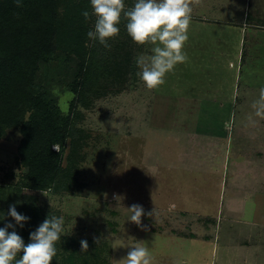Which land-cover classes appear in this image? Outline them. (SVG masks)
Instances as JSON below:
<instances>
[{
    "label": "rangeland",
    "instance_id": "1",
    "mask_svg": "<svg viewBox=\"0 0 264 264\" xmlns=\"http://www.w3.org/2000/svg\"><path fill=\"white\" fill-rule=\"evenodd\" d=\"M62 1L60 11L64 17L67 12L92 13L90 0ZM135 2L136 0H125L126 9H131ZM218 2L219 0H190L191 15L197 14L199 6H212ZM256 3L264 8V0H258L254 4ZM95 19L94 15L89 18L90 30L94 28ZM126 24L127 19L122 16L120 32L109 40L108 48L98 41L87 39L86 46L92 50L87 56L91 60H97L96 71H99V77L102 76L99 81H95L98 80L97 75L93 77L88 89L83 90L84 94L80 96L75 92L74 85L81 72L83 57L76 51L69 54L68 45L71 43L63 41L52 61L41 64L37 87L42 89L41 94L47 101L58 106L60 116L67 121L74 134H68L61 159V166L65 170L74 171L75 165L70 155L78 163L74 186L66 191H58L53 186L44 191L26 188L25 185L29 186V168L23 163L19 152L25 129L10 127L0 138V198L15 196L14 193L19 192L16 190L24 186L20 198L32 199L35 207L31 210L36 208L40 212L39 217L45 220L47 216H64L65 235L56 242L59 252L50 263L57 260L60 264H72L74 258V264H77L76 255L82 252L89 254L82 255L83 257L80 255L87 262L85 264H126L128 251L138 245L148 248L151 264H243L240 261L244 256L236 257L233 253L236 252V247L245 244L242 247L247 246L250 251L246 254L248 258L244 264H264V206L259 209L260 216H255L254 222L251 209L256 203L255 195L258 194H255V190V193L246 190L244 194V191H238V186L241 190L244 186L248 190L255 188L260 191L264 187L261 181L264 173L260 171L264 170V165L261 166L259 160L264 156V100L261 98L264 93V62L254 65L255 71L251 72L257 75L259 71L260 75L253 77L250 85L240 82L233 88L238 91V102L208 104L212 106L211 110L207 104H200L201 117H192V121L196 122L194 126L203 136L207 135V131L218 129V132L212 131L214 138L202 137L203 141L210 140V143L208 141L201 146L207 150H202V153L195 151L196 156L190 151L188 156L186 151L191 145L189 138L186 140L181 131L179 134L178 130L172 128L169 120H164L169 126L163 122L158 126L152 124L153 120L157 121L155 115L150 117L153 109L159 107L161 111L162 107L166 114L168 111L164 110L166 104L154 105L151 102L159 101L158 96H149L152 89L149 90L138 76L140 68L136 63L137 57L150 56L145 48L142 49L132 40ZM71 48L76 49V46L72 45ZM179 71L175 69L170 75H178ZM93 81L96 84L92 85ZM170 82L165 81L154 90L166 88L167 84L171 87ZM32 113L33 110L26 111L25 122L29 121ZM214 114L217 119L210 117ZM224 116L227 119H223ZM237 130L245 132V135L237 134ZM228 134L232 138L238 135L239 150L236 151L234 139L233 148L228 149L226 157V150L221 148V144L223 137H228ZM185 147L187 149L184 151ZM60 149V144L52 145V150ZM235 152L239 155L238 159H243V163L238 164L239 174H236L240 178H231ZM207 155L209 158L205 157ZM175 156L178 158H174ZM182 158L187 159L189 166L194 168L191 172L188 168L189 173L185 174L187 177L181 174L185 170L180 166ZM203 158L213 162L214 167L224 159L229 162L220 208L219 201H216L217 189L214 187L209 191L210 195H207L206 178L215 177L218 190L223 188L222 183L219 184L214 173L205 172L209 169L206 164H197ZM157 171L182 182L181 189L184 190V197L188 198L182 200L181 206L178 199L168 197V188H173L174 179L171 177L168 179L170 182H165L159 179ZM254 171L262 176L257 179L260 183L255 182ZM234 178L236 182H232ZM233 196L236 199L247 197L245 203L235 202V209L239 210L240 206L245 208L241 218L238 216L235 220L225 213L230 209L228 202ZM259 198L264 205V193ZM133 204L142 205L145 210L146 215L142 217L144 227L128 220L131 212L127 207ZM0 208V219L4 217L0 227L7 220L14 223L13 218H7L9 208H4L3 202H0ZM218 209L221 210V215L212 214L217 213ZM197 210L203 214L191 213ZM149 212L152 213L147 215ZM244 220L247 223L254 222L256 226L252 227ZM28 225L25 224L18 234L28 233L31 230ZM218 235L225 241L226 249H221L222 245L218 244L214 248V239ZM189 236L195 237L196 243L193 242L194 239L187 238ZM82 239L88 241V252L81 251ZM98 253L99 256L96 257L95 254ZM21 255L18 253L16 259ZM67 258H72V261H65Z\"/></svg>",
    "mask_w": 264,
    "mask_h": 264
},
{
    "label": "trees",
    "instance_id": "2",
    "mask_svg": "<svg viewBox=\"0 0 264 264\" xmlns=\"http://www.w3.org/2000/svg\"><path fill=\"white\" fill-rule=\"evenodd\" d=\"M62 3V0H23V3L18 5L16 0H0V138L7 128L25 129L19 152L23 163L29 168V186L25 187L32 190L44 191L50 186L58 191L69 190L74 186L78 173V163L71 155L70 159L75 165L74 171L65 170L61 166L65 140L68 134H74L67 121L60 116L58 106L47 101L41 94L42 89L37 87L41 64L50 63L59 45L64 41L71 43L68 45L69 54L76 51L83 57L81 72L77 75L74 85L78 96L88 89L93 77L97 75L98 80L95 81H99L102 76L99 77L100 73L96 71L97 60H91L87 56L92 52L86 46L87 32L90 30L89 19L85 20L82 13L72 12H67L64 17L60 11ZM89 13L91 16V12ZM72 45L76 46V49H72ZM95 81L92 85L96 84ZM28 109L33 110V113L29 121L25 122L24 117ZM76 140L75 138V142ZM57 143L61 145L60 151L52 150V145ZM23 187L16 190L19 192H15V196H2L0 202L4 203V208L15 204L17 211L31 217L26 223L31 230L21 235L27 244L29 233L34 231L44 218L39 217L40 212H37L36 208L31 210L35 207L32 199L20 198L23 195ZM7 218L12 219L8 215ZM20 229L17 227L15 230L18 232ZM80 255L89 254L80 252L76 255V263H87ZM95 255L98 257L99 253ZM70 259L72 261V258L65 261ZM74 262L73 258L72 264ZM50 264L60 263L56 260Z\"/></svg>",
    "mask_w": 264,
    "mask_h": 264
},
{
    "label": "crops",
    "instance_id": "3",
    "mask_svg": "<svg viewBox=\"0 0 264 264\" xmlns=\"http://www.w3.org/2000/svg\"><path fill=\"white\" fill-rule=\"evenodd\" d=\"M256 1L258 0H219L217 4H213L212 6H209L208 4L202 5L203 7L199 6L198 10H196L197 14L191 15V21L188 29V40L185 42L183 48V51L186 53L187 60L184 63H178L175 66L174 70H180L178 75H170L171 72L166 74L165 81L166 83H169L172 80L170 82L172 83L170 84L171 87L169 86V84H167L166 88H158V90L152 89L149 93V96H158L157 99H159V101H151L154 105L166 104L164 110L168 111V114H166L165 112H163L162 107H160L161 111L159 110V107L156 110L153 109L152 115H150V117L152 118V116L155 115L157 121L153 120L152 124L156 126L160 125L161 122H163L164 125L167 126L171 124L170 126L172 128L183 133V136L186 140L188 137V141L191 144L188 148L189 150L186 151V154H188V156L190 151H192L195 155V151L202 153V150H207L206 147L204 149L201 148V146H203L208 141L210 143V140L203 141L204 138L202 137L214 138V133L218 132V129H216L217 132L215 130H212L214 133L212 131H207V135L203 136L202 133L198 132L199 129L197 130L196 126H194V123L196 124V122L192 121V117L199 116L198 119H200L201 117L200 115L202 112V107L200 106V104L208 105L214 103H236L239 101V95L238 91L236 89L233 90V88L236 87L240 82H243L246 86L248 84L250 85L249 82H252L254 80L253 77L260 75L259 71H257V75H255V73H252L255 71L253 70L255 64L258 63L259 65V63L264 62V8L263 6H259V4L257 3L254 4ZM253 4L255 8H253ZM139 45L142 49L145 48V50H147L149 56L153 54L152 48L154 47V45ZM174 78L176 80H174ZM208 106H210V108L208 107V109L211 110L212 106ZM210 117L215 119L218 118L215 117V114L211 115ZM224 118L225 116L223 117V119ZM164 120H169L170 124ZM181 132L179 134H181ZM237 134L245 135V132H240L237 130ZM237 134L236 138L230 137V134H228V137L226 138L223 137L224 139L222 140L221 148H225L226 157L228 155V149L233 148L234 139L236 151L239 150V146L237 143ZM262 140L264 141L263 138ZM194 143H197V145H194ZM186 149L187 148L185 147L184 151ZM262 151H264L263 143ZM233 156V168L231 170V173L233 175L231 174V178H233V176L235 178H240L239 176L237 177L236 174H239L238 164L243 163L241 162L243 159H238L239 155L236 154V152ZM205 157L209 158L208 155ZM174 158L177 159L178 157L175 156ZM225 159L222 160L219 165H216V167L213 166V162H210L206 158L205 160L204 158L200 159L197 162L198 165L206 164L209 169H207V171L205 172L214 173L215 176L219 179V184L222 183L223 188L221 189L219 185L220 190H218V186H216L218 185V182L216 183L215 177L208 176L206 178V192L209 193L207 195H210L209 191L214 189V187L215 189H217L215 194L216 201H219V208L222 204L221 198L223 196L224 183L228 175V173L226 174V171H228V166L230 167L229 162H227ZM259 160L261 161V166H263L264 156L260 157ZM189 165V161L182 158L180 166L185 168V170L181 173L184 177H187V175L185 174L189 173L188 168L190 172L193 168ZM260 171L264 173L263 169H260ZM157 174L159 175V179H163L165 182H168V179L172 177L167 176L165 173L160 174L158 171ZM253 174L255 175V182H258L259 180L257 179L259 177H262L258 174L257 171H254ZM172 178L174 179L175 185L173 186V188H168L169 186L167 187L169 190L168 197L178 199V204H180L181 206L182 200L188 197H184V190L181 189L182 182L176 177ZM235 178L232 180V182H236ZM261 181L262 183H264L263 178H261ZM237 182L239 183L241 181ZM238 189V191L240 192L244 191L242 192V194L247 191L254 192V190L256 191V193H254L258 194V196L255 195L256 203L253 205V208L251 206L254 219L255 216L257 217V215H259V209H262L264 206L263 203H261V199L259 198L262 193H264L262 192L264 191V187H262V191L255 188L252 190H250L249 188L248 190V188H245L244 186L243 190H241L239 186ZM241 198L242 197L236 199L235 196L231 197V199L229 198L228 205L230 209L225 213L231 216L232 220H235L238 216L241 218V216L243 215L245 208L242 209V206H240L239 210L234 208L236 201L245 203L247 197H243L242 199ZM220 211L221 210H219L217 213L212 214L221 215L222 212ZM191 213L203 214L199 213L198 210ZM244 221H246V224L252 225V227L256 226V224H254L255 219L254 222L248 221L249 223H247V220ZM187 238H192L194 240L196 239L192 236H189ZM214 241H216L213 244L214 248L215 244H218L222 245V247L220 246L221 249H226L224 247L225 241L221 240L219 235L216 239H214ZM193 242L196 243V240ZM210 242H212V240ZM243 245L245 244H242V246ZM233 246L236 247V245ZM242 246L239 245L238 247H236V252L233 254L236 257L240 255L244 256L243 260L246 259V261H240V263L244 264L247 263L248 256L246 254H248L250 249L248 251L247 246L246 248ZM214 250L216 251V249ZM214 250L212 253L213 255Z\"/></svg>",
    "mask_w": 264,
    "mask_h": 264
},
{
    "label": "clouds",
    "instance_id": "4",
    "mask_svg": "<svg viewBox=\"0 0 264 264\" xmlns=\"http://www.w3.org/2000/svg\"><path fill=\"white\" fill-rule=\"evenodd\" d=\"M90 2L91 15L96 19L94 28L87 32L89 40L98 41L106 48L110 47L109 40L119 34L123 16L127 19V32L134 42L154 45L150 57L139 56L136 59L140 68L138 76L147 88L154 89L164 84L166 74L173 71L178 63L187 60L183 48L188 40L191 21L190 0H136L131 9H126L125 0ZM16 3L21 5L23 0H16ZM82 15L85 20L90 18L88 11H84ZM261 98L264 100V93ZM127 208L131 212L128 220L144 227L142 217L146 213L143 206L133 204ZM7 215L13 218L14 223L9 221L0 227V264H50L57 255L56 242L65 235L64 216H47L29 233V242L26 244L15 229L24 228L31 217L18 212L15 204L9 206ZM3 219L4 217L0 220ZM98 241L99 239L96 242ZM80 245L81 251L89 248L86 239H82ZM18 253L22 255L16 259ZM126 264H151L148 248L134 245L127 253Z\"/></svg>",
    "mask_w": 264,
    "mask_h": 264
}]
</instances>
